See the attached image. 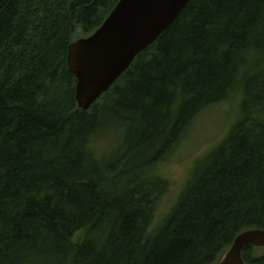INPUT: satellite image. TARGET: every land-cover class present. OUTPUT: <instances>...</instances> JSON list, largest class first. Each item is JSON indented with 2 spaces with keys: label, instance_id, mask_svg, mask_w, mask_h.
Instances as JSON below:
<instances>
[{
  "label": "trees",
  "instance_id": "16d2710c",
  "mask_svg": "<svg viewBox=\"0 0 264 264\" xmlns=\"http://www.w3.org/2000/svg\"><path fill=\"white\" fill-rule=\"evenodd\" d=\"M119 1L0 0V264H218L264 231V0H190L82 111L69 45ZM232 96L236 122L155 224L159 166Z\"/></svg>",
  "mask_w": 264,
  "mask_h": 264
},
{
  "label": "water",
  "instance_id": "95a60500",
  "mask_svg": "<svg viewBox=\"0 0 264 264\" xmlns=\"http://www.w3.org/2000/svg\"><path fill=\"white\" fill-rule=\"evenodd\" d=\"M190 0H120L90 36L69 45L67 66L77 82L75 100L87 111L152 45ZM264 248V231L249 230L234 240L218 264H244L247 247Z\"/></svg>",
  "mask_w": 264,
  "mask_h": 264
},
{
  "label": "rangeland",
  "instance_id": "374dc122",
  "mask_svg": "<svg viewBox=\"0 0 264 264\" xmlns=\"http://www.w3.org/2000/svg\"><path fill=\"white\" fill-rule=\"evenodd\" d=\"M81 38L83 37L78 31L72 41ZM238 103L239 99L232 96L227 101L203 112L196 118L185 137L170 153V156L166 158V161L159 166L157 173L164 175L171 186L168 194L162 198L158 205L155 224L159 223L162 216L172 208L199 161L226 137L237 120ZM112 137H105L98 141L97 145H100L97 150L102 152L104 147H108L110 139L113 140ZM107 143V146L104 145ZM255 249H257L256 253L258 255L264 253V248Z\"/></svg>",
  "mask_w": 264,
  "mask_h": 264
}]
</instances>
